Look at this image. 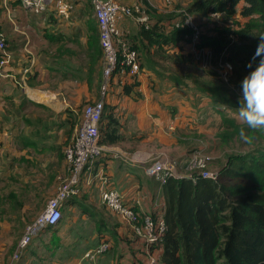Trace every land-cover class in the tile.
<instances>
[{
	"label": "crops",
	"instance_id": "crops-1",
	"mask_svg": "<svg viewBox=\"0 0 264 264\" xmlns=\"http://www.w3.org/2000/svg\"><path fill=\"white\" fill-rule=\"evenodd\" d=\"M72 1L74 11L68 21L53 13L32 15L18 2H9L6 10L0 2V28L11 56L0 75V264H16L12 255L26 223L54 195L57 177L64 173L62 149L75 134L82 107L98 99L101 60L94 71L87 46L92 27L82 0ZM117 1L124 5L146 2L153 10L151 23L169 31V21L178 18L192 0ZM196 18L207 23L203 31L207 35L215 33L211 22L220 25L215 15ZM240 18L233 16L234 22ZM96 25L95 21L93 29L98 34ZM120 27L129 42L138 43L139 29L131 19L123 20ZM140 45L145 48L143 56L151 57L154 46L146 41ZM181 50L187 54L192 49L184 43ZM173 51L177 49L167 52ZM163 70L145 63L136 78L138 85L129 95L123 93V85L131 84L132 79L121 84L114 77L105 108L119 123L121 141L102 145V156L83 173L80 194L62 208V215L67 214L64 225L55 229L62 218L53 230L43 231L17 264H148L150 258H159L160 250L149 248L102 205V178L126 203L139 200L141 214L163 219L161 188L146 175L145 161H183L200 135L208 134L215 114L224 109L220 108L224 104L216 107L208 95L187 81L175 83L157 77ZM10 155L16 162H9ZM101 240L109 242L108 251L95 262L84 259L85 252Z\"/></svg>",
	"mask_w": 264,
	"mask_h": 264
},
{
	"label": "trees",
	"instance_id": "trees-1",
	"mask_svg": "<svg viewBox=\"0 0 264 264\" xmlns=\"http://www.w3.org/2000/svg\"><path fill=\"white\" fill-rule=\"evenodd\" d=\"M143 5L148 15L153 13L146 2ZM182 9L178 18L169 21V31L150 21L148 29L136 25L139 44L124 37L129 47L138 53L140 72L145 63L164 69L162 60H171L173 64L193 60L192 50L187 54L181 52L182 44L190 46L185 38L188 30L174 28L171 22L187 14L200 27L196 17L210 19L215 15L220 22V25L211 22L215 35L203 33L200 27L201 35L196 47L209 48L215 65L220 61L232 64L231 87L212 71L205 73L201 79L177 77L172 81L182 83L186 80L198 92L208 95L216 107L235 104L232 91H239L240 81L249 70L246 64L256 50L259 36L264 35V0H192ZM236 14L249 19V22L244 26L235 24L238 28H233L232 24L227 26V21H233ZM92 31L95 30L91 28L90 33ZM144 41L154 46L153 57L148 54L143 56L145 48L140 44L143 45ZM97 43L98 35L88 38L89 58L92 66L95 63L94 71L99 59L102 67V51ZM168 49L177 51L170 53ZM136 78H132L131 84L123 85L124 94L133 92L138 85ZM221 116L226 130L240 134L243 128L245 138L254 147L243 154L227 155L226 163L217 170L214 180L168 178L163 185L156 181L164 199L165 225L157 264H264V128L250 129L244 124V127L236 124L225 114ZM217 130L219 128L215 132ZM216 135L221 143L229 141L226 134L218 132ZM121 139L119 123L109 110L105 112L104 102L100 144L112 145ZM255 140L263 142L256 145ZM46 230L53 229L48 227Z\"/></svg>",
	"mask_w": 264,
	"mask_h": 264
},
{
	"label": "built area",
	"instance_id": "built-area-1",
	"mask_svg": "<svg viewBox=\"0 0 264 264\" xmlns=\"http://www.w3.org/2000/svg\"><path fill=\"white\" fill-rule=\"evenodd\" d=\"M18 2L32 15L42 16L54 14L57 18L68 21L74 11L72 0H0L4 9L8 10L9 2ZM93 16L97 24L99 46L102 51V77L98 86V99L86 103L81 110V118L72 140L62 150L65 173L57 177L55 193L50 197L43 211L31 222L25 225L15 251L12 255L17 264L23 252L48 227H55L62 219L64 204L80 194V185L84 171L102 156L103 146L100 144V124L104 112V102L112 88L114 75L119 76V83L124 84L126 78H135L140 72L138 53L131 49L125 40L124 31L120 24L125 19H131L136 25L148 29L150 18L146 7L136 1L131 5H124L117 0H90ZM171 26L187 29L185 38L192 47L195 63L202 69H213L217 78L231 87L229 81L232 76V64L220 61L213 64L211 50L207 47L197 48L201 29L192 16L184 14L182 18L173 20ZM11 61L7 52L5 35L0 28V75L1 70ZM169 130H172L169 127ZM212 158L200 150H193L183 161L173 158H149L145 161V173L148 177L165 184L168 178L180 180L188 178L196 180L216 179L217 170L211 171L209 164ZM102 205L116 214L129 225L150 248L160 250L162 234L165 228L163 219H154L151 214H141L140 201L126 203L122 196L108 186L102 178L100 189ZM110 244L101 240L93 249L85 252L83 258L95 262L96 259L108 251ZM158 258H150L148 264H157Z\"/></svg>",
	"mask_w": 264,
	"mask_h": 264
},
{
	"label": "rangeland",
	"instance_id": "rangeland-1",
	"mask_svg": "<svg viewBox=\"0 0 264 264\" xmlns=\"http://www.w3.org/2000/svg\"><path fill=\"white\" fill-rule=\"evenodd\" d=\"M82 3L84 4V7H85V14L87 15V17L90 21V23L88 25H90L92 28H94L95 21L93 18L92 4H91L90 0H82ZM1 13H2V11L0 10V20L2 17ZM236 20H238V19L236 18ZM240 20L241 21H238V23H235L234 20L233 21L229 20V21H231L230 23L232 24L233 28H238V27H236L235 24L239 25V23H241L244 26L245 24H247L249 22V19H247V18H240ZM229 21H227V23ZM228 25H230V24H228ZM200 27H201L202 31L207 30L206 29L207 23H204V24L200 23ZM87 28H88V26H87ZM97 35H98L97 32L92 31L90 33L89 37H91L93 39ZM213 35H215V33ZM162 61L164 62V63H162V65L165 67H164L163 73L158 74L157 77L162 76L161 78L164 80L172 81L173 79H175L177 77H179L180 79H186V80L190 79V78L201 79L204 75H206L205 73H207L209 71H212L215 74V71L213 69L207 70V69L200 68V66L197 63H195L192 59L186 60L183 64H173L172 61L168 60V59L162 60ZM164 72H167V74H164ZM235 92L232 91L233 94H231V96H232V99L235 101L236 105L235 104H233V105H225V104L221 105L220 108L221 109L224 108V109H223V111H219L218 114H215L214 118H216V121L212 122V125L211 124L208 125V127H207L208 134H205V133L201 134L199 137L200 139H198V137L196 138V139H198V142H195L196 145L189 148L190 152L193 150H200L212 158L211 163L209 164V169L211 171H216L220 167H222L226 163V156L227 155H229V154H243V153L251 150L252 146L254 147V145L251 144L249 141H247L245 136L242 137L239 134V132L236 134H232V132H234L233 130H231V129L226 130L225 129V124L223 123V118L221 116L222 114H225L226 118L233 119L236 124L244 127L243 121L241 120V118L238 114L239 109H238V105H237V97L239 95V91L236 90ZM106 110H107V108H105V112H106ZM209 127H211V128L209 129ZM212 127L215 129L219 128V131L217 130V132H215L214 130H212ZM210 130H211V132H210ZM218 132L220 134L228 135L229 141L227 143H221V141L216 138V136H217L216 134ZM262 142L263 141H261V140H258V141L255 140L254 144L258 145V143H262ZM9 159H10L9 162H16V159L13 158V156H11V155L9 156ZM64 173H65V170H64ZM45 205H46V203H45ZM45 205H44V208H45ZM43 209L40 211V213L43 211ZM66 216H67V214L65 212H63V219L60 222L59 226L57 228H55L56 230L60 229L64 225ZM26 224H28V223H26Z\"/></svg>",
	"mask_w": 264,
	"mask_h": 264
},
{
	"label": "clouds",
	"instance_id": "clouds-1",
	"mask_svg": "<svg viewBox=\"0 0 264 264\" xmlns=\"http://www.w3.org/2000/svg\"><path fill=\"white\" fill-rule=\"evenodd\" d=\"M249 69L239 85L237 105L243 124L250 129L264 128V35L246 64ZM244 136V129L240 131Z\"/></svg>",
	"mask_w": 264,
	"mask_h": 264
}]
</instances>
